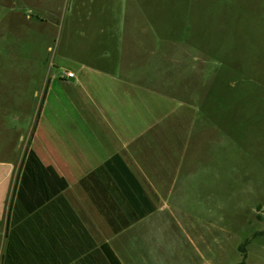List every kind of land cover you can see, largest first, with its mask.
I'll return each instance as SVG.
<instances>
[{
	"label": "crops",
	"instance_id": "obj_1",
	"mask_svg": "<svg viewBox=\"0 0 264 264\" xmlns=\"http://www.w3.org/2000/svg\"><path fill=\"white\" fill-rule=\"evenodd\" d=\"M24 2L45 37L41 15L52 0ZM161 4L74 0L58 20L62 66L38 81L42 103L24 159L17 141L29 99L0 94V264H222V240L200 227L208 217L182 200L205 188L196 113L165 95L160 64L155 76L146 72L165 43ZM7 10L0 45L4 31L18 29ZM37 62H28L31 86L45 64Z\"/></svg>",
	"mask_w": 264,
	"mask_h": 264
},
{
	"label": "rangeland",
	"instance_id": "obj_2",
	"mask_svg": "<svg viewBox=\"0 0 264 264\" xmlns=\"http://www.w3.org/2000/svg\"><path fill=\"white\" fill-rule=\"evenodd\" d=\"M0 2L2 13L13 8L18 18L17 33L4 31L0 45V94L20 92L29 99L32 114L20 118L17 141L24 159L42 103L38 81L62 66L58 20L74 0H52L49 14L41 15L50 26L43 38L37 35L42 22L24 0ZM160 9L165 43L146 72L155 76L160 64L165 95L195 111L192 141L199 145L193 155L208 157L198 166L206 170L205 188L189 191L184 207L208 217L200 227L222 240V264H241L245 242V264H264V0H162ZM171 29L173 38L167 36ZM29 60L45 63L34 70V86Z\"/></svg>",
	"mask_w": 264,
	"mask_h": 264
},
{
	"label": "trees",
	"instance_id": "obj_3",
	"mask_svg": "<svg viewBox=\"0 0 264 264\" xmlns=\"http://www.w3.org/2000/svg\"><path fill=\"white\" fill-rule=\"evenodd\" d=\"M21 170H22V166H21V168H20L18 174L21 173ZM14 191H15V188H14ZM13 196H14V192H13ZM13 196H12V198H13ZM11 203H12V201H11ZM247 244H248V242H245V243L243 244V246L240 247L241 251L243 252V262H242L241 264H245V261H246V259H247V255H246V253H245V247H246Z\"/></svg>",
	"mask_w": 264,
	"mask_h": 264
},
{
	"label": "built area",
	"instance_id": "obj_4",
	"mask_svg": "<svg viewBox=\"0 0 264 264\" xmlns=\"http://www.w3.org/2000/svg\"><path fill=\"white\" fill-rule=\"evenodd\" d=\"M66 77L67 78H74V74L73 73H66Z\"/></svg>",
	"mask_w": 264,
	"mask_h": 264
}]
</instances>
